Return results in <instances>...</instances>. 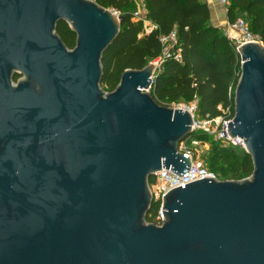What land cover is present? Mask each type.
Masks as SVG:
<instances>
[{
	"label": "water",
	"instance_id": "water-1",
	"mask_svg": "<svg viewBox=\"0 0 264 264\" xmlns=\"http://www.w3.org/2000/svg\"><path fill=\"white\" fill-rule=\"evenodd\" d=\"M121 21L94 0H0V264H264V45L237 50L228 126L252 175L172 188L158 226L150 179L189 173L193 117L153 98V64L102 89Z\"/></svg>",
	"mask_w": 264,
	"mask_h": 264
},
{
	"label": "trees",
	"instance_id": "trees-1",
	"mask_svg": "<svg viewBox=\"0 0 264 264\" xmlns=\"http://www.w3.org/2000/svg\"><path fill=\"white\" fill-rule=\"evenodd\" d=\"M100 6L121 14V35L104 53L103 80L106 92L118 87L122 74L141 70L162 54L160 35L177 32L178 43L172 47L150 93L160 105L182 99L197 102V117L218 118L228 108L234 110L235 88L240 78V55L235 44L222 29L211 24V11L204 0H144L146 16L158 26V31L147 33L141 21H134L136 9L132 0H94ZM228 18L234 22L235 12L245 15L250 32L260 37L264 45V0H230ZM179 56L180 59H176ZM231 93V96H230ZM167 107V106H166ZM199 115V116H198ZM205 142L210 136L195 133ZM212 153L205 164L227 180L249 178L254 166L246 150L225 147L211 141ZM236 148L243 154L236 152ZM211 172V171H210ZM148 223H153L150 214Z\"/></svg>",
	"mask_w": 264,
	"mask_h": 264
},
{
	"label": "built area",
	"instance_id": "built-area-1",
	"mask_svg": "<svg viewBox=\"0 0 264 264\" xmlns=\"http://www.w3.org/2000/svg\"><path fill=\"white\" fill-rule=\"evenodd\" d=\"M207 2V0H204ZM220 5L223 7H230V0H218ZM117 18H121V14L118 11L111 10ZM135 17L143 23L144 29L147 33L153 31H158L159 28L155 25L146 15H140V13H135ZM236 29L240 30L242 33V39L238 44H236V49L246 43H261L260 37L253 35L248 27V24L243 21H237L234 26ZM231 38V37H229ZM160 43L162 46L161 56L153 61L151 64L155 66L154 80L157 73H160L162 66L165 64L166 59L170 56V51L172 47L177 45L178 36L177 32H173L169 35H160ZM176 59H180L179 56H176ZM231 96V93H230ZM181 109L187 110L191 113L193 117V134L201 133L204 135L212 136L215 141L221 143L225 147H238L246 150L245 142L241 138L231 139L228 135V126L232 122L233 117L231 112L226 114L223 111V115L218 118H199L196 116L197 112V102H194L188 107H179ZM192 134V135H193ZM203 146L202 141L196 139L195 137L191 138L189 136L186 140L179 144V152L190 156L192 158V168L186 176L180 177L171 171L172 167L164 169V167L155 173V175L150 179V190L153 196V208L150 213V217L153 219V224L161 226L164 217L163 209V197L165 194L170 191L172 188L182 185L185 187V184L203 180L206 178L217 179L216 175L210 172L205 164L204 159L198 154V149Z\"/></svg>",
	"mask_w": 264,
	"mask_h": 264
},
{
	"label": "rangeland",
	"instance_id": "rangeland-1",
	"mask_svg": "<svg viewBox=\"0 0 264 264\" xmlns=\"http://www.w3.org/2000/svg\"><path fill=\"white\" fill-rule=\"evenodd\" d=\"M133 3L136 6V9L134 11V21H139L138 18L135 17V13H140V15H146V10L143 8L142 5H139L140 2L137 0H132ZM223 9H225V12H227V19L223 20L222 23L218 24L220 29L223 30V32L225 33V35L229 38L235 45L238 44L240 42V40L242 39V33L240 30L236 29L234 26L236 25L237 21L243 20L245 21V15L243 13L240 12H235L234 14V22L230 23L229 18H228V9L229 7H223ZM247 23V21H246ZM239 72L241 74V67L239 69ZM102 89H106L104 86H101ZM194 102H189L186 99H182L178 102H165V106L170 107V108H179V107H188L190 105H192ZM235 108V107H234ZM233 109V108H232ZM232 109L228 108L226 111H224L226 114H228L229 112H231L232 115ZM199 116V115H198ZM200 118V117H199ZM202 119V117H201ZM194 137V134L191 135V138ZM215 141V139L210 136V139L205 140V142L203 143V146H201L198 149V154L199 156L202 157V159H208L212 153V145H211V141ZM217 142V141H215ZM236 152L239 153L240 155L243 154V151L236 148ZM207 168L209 169V164L206 163ZM212 173H214L217 177V179L219 181H225V179L229 178V175L226 176H222L221 173H218L216 171H214L213 169L210 170Z\"/></svg>",
	"mask_w": 264,
	"mask_h": 264
},
{
	"label": "flooded vegetation",
	"instance_id": "flooded-vegetation-1",
	"mask_svg": "<svg viewBox=\"0 0 264 264\" xmlns=\"http://www.w3.org/2000/svg\"><path fill=\"white\" fill-rule=\"evenodd\" d=\"M56 32L69 51L73 50L76 47L77 35L71 31L69 25L66 22L61 21L60 23H58ZM21 79L22 77L15 76L13 78V84L17 85V83Z\"/></svg>",
	"mask_w": 264,
	"mask_h": 264
},
{
	"label": "crops",
	"instance_id": "crops-1",
	"mask_svg": "<svg viewBox=\"0 0 264 264\" xmlns=\"http://www.w3.org/2000/svg\"><path fill=\"white\" fill-rule=\"evenodd\" d=\"M140 2L139 5H142L145 9L144 0H137ZM211 11V24L215 27H219L218 24L222 23L223 20L227 19V12L223 9V6L220 5L218 0H207Z\"/></svg>",
	"mask_w": 264,
	"mask_h": 264
}]
</instances>
